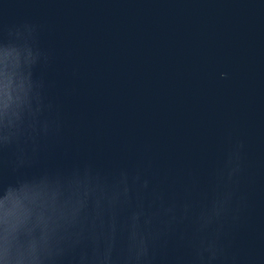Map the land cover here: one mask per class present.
I'll return each mask as SVG.
<instances>
[{
    "label": "water",
    "instance_id": "95a60500",
    "mask_svg": "<svg viewBox=\"0 0 264 264\" xmlns=\"http://www.w3.org/2000/svg\"><path fill=\"white\" fill-rule=\"evenodd\" d=\"M0 264H264V0H0Z\"/></svg>",
    "mask_w": 264,
    "mask_h": 264
}]
</instances>
